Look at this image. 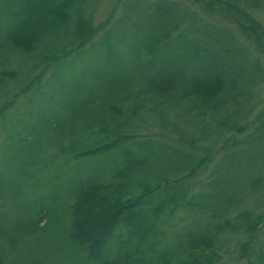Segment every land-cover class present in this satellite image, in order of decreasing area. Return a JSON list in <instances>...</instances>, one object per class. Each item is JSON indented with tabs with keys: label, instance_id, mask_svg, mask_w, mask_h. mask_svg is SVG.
<instances>
[{
	"label": "trees",
	"instance_id": "trees-1",
	"mask_svg": "<svg viewBox=\"0 0 264 264\" xmlns=\"http://www.w3.org/2000/svg\"><path fill=\"white\" fill-rule=\"evenodd\" d=\"M105 1L0 0V264H264V0Z\"/></svg>",
	"mask_w": 264,
	"mask_h": 264
},
{
	"label": "rangeland",
	"instance_id": "rangeland-1",
	"mask_svg": "<svg viewBox=\"0 0 264 264\" xmlns=\"http://www.w3.org/2000/svg\"><path fill=\"white\" fill-rule=\"evenodd\" d=\"M189 1L194 2L195 0H189ZM199 1L200 0H198L197 2L199 3ZM219 3H220V0L218 2H213V4L215 5L212 6L211 11H210L213 19L217 20V22L221 21V22L229 23V25L235 26L236 30L244 29L239 24L234 23L232 19L228 17V15L227 16L225 15V10H224L225 6L222 7L221 5H219ZM113 4H114L113 0H106L105 3L101 6L100 11L98 13L99 18L105 17L108 11L110 10V8L113 6ZM198 5L202 6L200 3ZM254 16H255V20L259 24L257 25V28H259L258 33H255L253 37L244 32H241V34L244 35L245 38H247L248 40L254 41L256 44L260 42V40L262 39V43L260 44L262 45V49L260 51L264 53V10L256 11ZM258 35L260 36L257 37ZM263 236H264V221L259 226L258 240H261Z\"/></svg>",
	"mask_w": 264,
	"mask_h": 264
}]
</instances>
